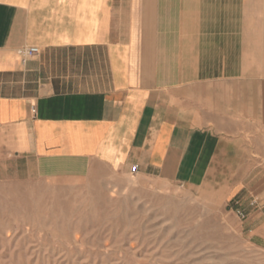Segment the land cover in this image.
Masks as SVG:
<instances>
[{"label":"crops","instance_id":"obj_1","mask_svg":"<svg viewBox=\"0 0 264 264\" xmlns=\"http://www.w3.org/2000/svg\"><path fill=\"white\" fill-rule=\"evenodd\" d=\"M0 163L82 198L264 167V0H0Z\"/></svg>","mask_w":264,"mask_h":264},{"label":"rangeland","instance_id":"obj_2","mask_svg":"<svg viewBox=\"0 0 264 264\" xmlns=\"http://www.w3.org/2000/svg\"><path fill=\"white\" fill-rule=\"evenodd\" d=\"M13 169L0 163V264H264V167L89 184L88 198Z\"/></svg>","mask_w":264,"mask_h":264},{"label":"built area","instance_id":"obj_3","mask_svg":"<svg viewBox=\"0 0 264 264\" xmlns=\"http://www.w3.org/2000/svg\"><path fill=\"white\" fill-rule=\"evenodd\" d=\"M38 53V50L36 48H30V49H27V50H20L19 51V54L21 55V57L23 58V61L25 62L29 57H32L34 55H36ZM138 169V166H134L133 167V170L134 171H137ZM254 205V203H253ZM238 215L241 217V218H244V214L242 212H238Z\"/></svg>","mask_w":264,"mask_h":264}]
</instances>
